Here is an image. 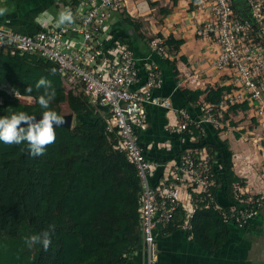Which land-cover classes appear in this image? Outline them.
Here are the masks:
<instances>
[{
    "label": "built area",
    "instance_id": "obj_1",
    "mask_svg": "<svg viewBox=\"0 0 264 264\" xmlns=\"http://www.w3.org/2000/svg\"><path fill=\"white\" fill-rule=\"evenodd\" d=\"M67 1L65 8L75 16L73 24L56 27L39 18L38 27L30 31L0 27V50L51 62L62 86L81 93L97 109L105 132L112 135L113 148L124 154L139 179V249L146 264H156V229L173 226L189 231L197 210H214L223 224L239 228L249 224L264 207V190H253L244 178L237 177L223 187L228 190L225 202L218 201L222 191L219 153L201 144V139L209 131L220 140L228 131H240L241 127L231 124V107L246 104L245 110L236 111L246 114L252 124L250 139L261 153L264 177L262 0H246L250 18L234 9L233 0H172L192 18L195 38L212 54L213 68L226 76L229 87L218 99L199 97L190 108L174 106L169 98L155 93L162 85V71L152 62L144 64L146 76L140 84L134 51L118 36V22L132 16L127 0ZM165 40L155 34L147 39V46L160 58L171 59ZM147 105L166 111L163 130L178 135L183 145L165 162L149 155V144L143 138L148 128ZM157 145L171 146L169 141ZM159 168L160 175L152 181Z\"/></svg>",
    "mask_w": 264,
    "mask_h": 264
},
{
    "label": "trees",
    "instance_id": "obj_2",
    "mask_svg": "<svg viewBox=\"0 0 264 264\" xmlns=\"http://www.w3.org/2000/svg\"><path fill=\"white\" fill-rule=\"evenodd\" d=\"M233 7L239 12L235 0ZM239 13L250 18L248 12ZM117 27L119 38L133 49L131 38L138 41L141 37L137 22L125 16ZM165 42L176 49L183 40L168 36ZM40 77L47 78L56 92L50 109L60 115L57 107L67 101L75 120L71 128L55 129V143L42 156L27 155L26 142H0V264H125L127 254L140 243L139 179L124 154L113 148L112 135L105 132L97 109L81 93L64 90L51 62L30 55L11 56L0 50V116L19 111L41 115L37 97L43 90L35 88ZM4 85L32 102H21ZM28 86L32 87L30 93L25 92ZM228 89L212 87L203 98L218 99ZM182 91L196 98L192 102L202 92ZM182 106L191 107L188 103ZM238 108L245 110L247 106L234 105L231 110ZM172 137L179 140L177 135ZM201 144L219 153L222 191L217 199L224 203L228 197L224 188L237 179L228 143L209 131ZM195 218L222 223L212 209L197 210L191 228ZM46 230L52 241L47 251L39 243L27 246L25 237Z\"/></svg>",
    "mask_w": 264,
    "mask_h": 264
},
{
    "label": "crops",
    "instance_id": "obj_3",
    "mask_svg": "<svg viewBox=\"0 0 264 264\" xmlns=\"http://www.w3.org/2000/svg\"><path fill=\"white\" fill-rule=\"evenodd\" d=\"M9 13L0 17V27H11L21 31H30L38 27L37 20L47 19L46 14L55 15L65 9L67 0H3ZM150 3V4H149ZM149 5V6H148ZM159 7L160 19L149 20L152 34L165 38L172 36L183 42L176 48H170L172 58H160L150 52L143 31L138 41L131 38L133 51L139 69L140 84L144 81V64L152 62L162 71V85L155 93L167 97L174 106L184 103L191 105L196 98L182 90L202 91L198 97H204L212 87L226 86L227 79L222 72L212 66V54L202 47L191 28L192 18L185 9L172 0H127L131 18L146 16ZM239 12L250 14L246 0H235ZM153 20V21H152ZM145 40V41H144ZM23 97V96H22ZM30 98V97H23ZM148 128L143 133L149 144V155L159 161L173 158L181 147L179 140L165 135L163 125L167 120L166 111L155 105H147ZM241 111H243L241 109ZM234 110V117H244V113ZM243 129L242 125H236ZM240 130V131H241ZM239 130L228 131L224 139L231 151L232 170L237 177L244 178L248 186L256 191L264 190L262 176V156L251 140L238 137ZM179 138V136L177 135ZM169 141L170 148L159 147L158 142ZM159 168L152 181L160 175ZM192 226V225H191ZM189 231L170 226L157 228L155 233L156 264H264V207L257 216L243 228L233 224H218L208 219L195 218ZM125 264H146L139 246L132 251Z\"/></svg>",
    "mask_w": 264,
    "mask_h": 264
},
{
    "label": "clouds",
    "instance_id": "obj_4",
    "mask_svg": "<svg viewBox=\"0 0 264 264\" xmlns=\"http://www.w3.org/2000/svg\"><path fill=\"white\" fill-rule=\"evenodd\" d=\"M8 13L9 8L3 0H0V17H4ZM46 16V22L54 23L56 27L75 22V16L70 8L60 10L55 15L46 14ZM35 88L38 91L43 90L37 97V102L42 110L40 119L37 120L34 115H29L24 111L11 112L8 115L0 116V142L8 145H19L26 142L27 155L30 157L44 155L46 148L55 143V129L64 126L66 123L65 116L59 115L55 110L50 109V104L56 96L55 89L51 87V82L45 77H40L35 84ZM31 91V86L25 89V92L30 93ZM16 95L19 97L20 94L16 93ZM51 242V234L47 230L38 235L33 234L25 237V243L29 248L39 243L43 250L47 251Z\"/></svg>",
    "mask_w": 264,
    "mask_h": 264
},
{
    "label": "rangeland",
    "instance_id": "obj_5",
    "mask_svg": "<svg viewBox=\"0 0 264 264\" xmlns=\"http://www.w3.org/2000/svg\"><path fill=\"white\" fill-rule=\"evenodd\" d=\"M262 2L264 4V0H262ZM160 15H161V12L159 10V7L157 6L154 11H152L150 14H148L150 19H148V20L145 19L146 16L145 17L139 16L138 18L135 19V21L137 22L138 27H139L138 31L141 30V32L142 31L144 32L142 34H143L144 38H146V40L154 35L151 33V29H150L151 25L149 23V20H151V18L153 20L155 19L154 23L157 24L156 20L160 19ZM3 87L6 88L11 94H13V90L11 88L7 87L6 85H4ZM64 90L66 91V89H64ZM18 98L21 102H26V103L32 102L31 98H22V97L21 98L18 97ZM57 110L59 111L60 115L72 113L73 114L72 125H73L74 120H75V116H74V113L71 111L67 101L60 103L57 107ZM231 122H232L231 124H233L234 126L239 125V124L243 126V129L240 131L241 134H238V137H243L244 139H247L249 141V140H251L250 139L251 136H254V135L250 134V132L252 131V124L249 122L246 115H244V117H241V118L233 116L231 119ZM72 125H71V127H72ZM93 131L95 132L97 130H95V128H93ZM218 140H220V139H218ZM137 229H139V226L137 227Z\"/></svg>",
    "mask_w": 264,
    "mask_h": 264
},
{
    "label": "water",
    "instance_id": "obj_6",
    "mask_svg": "<svg viewBox=\"0 0 264 264\" xmlns=\"http://www.w3.org/2000/svg\"><path fill=\"white\" fill-rule=\"evenodd\" d=\"M34 116L36 117L37 120L41 118V115H34ZM62 116H65V120H66V123L64 126L67 128H70L72 125L73 114L69 113V114H64ZM22 126H26V125H22Z\"/></svg>",
    "mask_w": 264,
    "mask_h": 264
}]
</instances>
